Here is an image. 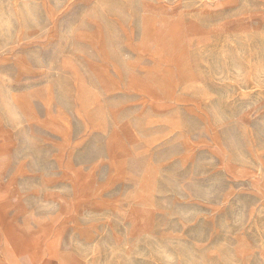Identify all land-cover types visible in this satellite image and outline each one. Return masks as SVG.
Instances as JSON below:
<instances>
[{"label": "rangeland", "instance_id": "obj_1", "mask_svg": "<svg viewBox=\"0 0 264 264\" xmlns=\"http://www.w3.org/2000/svg\"><path fill=\"white\" fill-rule=\"evenodd\" d=\"M0 264H264V0H0Z\"/></svg>", "mask_w": 264, "mask_h": 264}]
</instances>
